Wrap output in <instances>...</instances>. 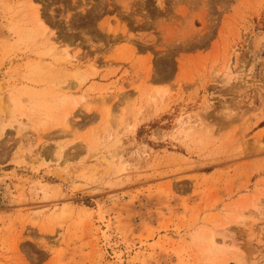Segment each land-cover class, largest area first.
<instances>
[{"label": "rangeland", "instance_id": "374dc122", "mask_svg": "<svg viewBox=\"0 0 264 264\" xmlns=\"http://www.w3.org/2000/svg\"><path fill=\"white\" fill-rule=\"evenodd\" d=\"M263 39L264 0H0V264H264Z\"/></svg>", "mask_w": 264, "mask_h": 264}, {"label": "bare ground", "instance_id": "6f19581e", "mask_svg": "<svg viewBox=\"0 0 264 264\" xmlns=\"http://www.w3.org/2000/svg\"><path fill=\"white\" fill-rule=\"evenodd\" d=\"M37 16L39 17L38 14H37ZM260 36H261V35H260ZM261 37H262V36H261ZM261 37H260V38H256L255 41H254V44H253V43H252L253 45L251 44V45L254 47V48L252 47V49H253L252 51H254V50L257 51V50L261 49V48H260V45L263 44V43L261 44V39L263 38V37H262V38H261ZM263 40H264V39H263ZM56 48H57V47H56ZM65 53H66V55H67L66 58H68V55H69L68 51H66ZM252 53H253V52H252ZM65 60H66V59H65ZM232 73H233V72H232ZM238 74H239V73H238ZM241 74H242V73H241ZM243 74H244V73H243ZM235 75H237V74H235ZM245 75H246V73L244 74V77H245ZM233 76H234V75H233ZM244 77H241V79H243ZM247 77H249V76H247ZM233 79H236V78L234 77ZM247 79H248V78H247ZM247 79H246V83H247ZM234 81L236 82L237 79L234 80ZM244 81H245V80H244ZM248 85H249V84H248ZM250 86H251V85H250ZM252 87H253V86H252ZM252 87H251V88H252ZM260 89H262V88H260ZM262 90H263V89H262ZM262 90H261V91H262ZM262 92H264V90H263ZM77 103H78V101L74 103V105L72 106V109L75 108V106L77 105ZM70 111H71V110H70ZM67 113H68V112H67ZM70 113H71V112H70ZM67 115H68V114H67ZM210 240H211L212 243L215 242L213 234L210 236ZM258 264H260V263L258 262Z\"/></svg>", "mask_w": 264, "mask_h": 264}]
</instances>
